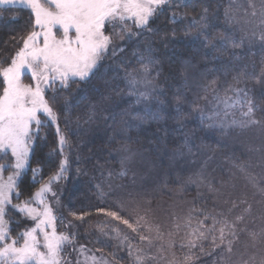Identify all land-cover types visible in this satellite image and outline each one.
<instances>
[{
    "label": "trees",
    "instance_id": "16d2710c",
    "mask_svg": "<svg viewBox=\"0 0 264 264\" xmlns=\"http://www.w3.org/2000/svg\"><path fill=\"white\" fill-rule=\"evenodd\" d=\"M253 2L259 13L263 5L258 0ZM204 9L207 32L210 39L216 38V48L206 47L203 38L197 37V29L188 27L189 21L198 18ZM226 9L228 0H180V6H164L145 28L129 26L134 33L130 38L122 41L114 36L115 55L110 48L86 80H72L67 87L47 91L45 98L58 115V126L68 145L61 154L57 124L47 123L40 129L34 138L29 167L19 179L21 195L16 201L28 199L47 183L67 157L68 171L53 184L54 192L60 191L53 214L63 217L62 221L57 219V231L75 233L77 244L99 250L116 264H131L136 255H146V243L140 240L143 231L132 232L105 214L110 210L119 213L112 188H124L129 182L120 174L123 147L151 158L164 151L191 147L198 153L232 160L230 153L239 154V148L228 145L224 132L208 126L200 110L204 117L217 98L234 96L237 88L244 89L251 98L253 117L259 121L253 131L264 132V44L255 45L246 38L237 20L227 24ZM240 15L236 13L235 19ZM33 23L34 17L27 9L0 8V68L7 67L23 47V37L33 30ZM113 31L119 33L120 29L109 27L106 33ZM223 35L237 42L243 38L241 47L220 46L218 40ZM148 56L155 63L146 75L140 61ZM133 77L138 81L135 86L130 83ZM144 83L149 85L145 91L136 89ZM33 169L38 170L35 179ZM161 196L163 193L156 205L161 209L171 206L173 200H162ZM196 201L198 220L203 219L205 211L216 210L207 199ZM72 212L83 215V221ZM9 215L19 222L11 225V236L31 226L19 213L11 211ZM98 226H103L108 236L102 235ZM113 228L119 229V236ZM124 236L129 239L121 243ZM98 238L103 243L96 242ZM209 257L203 253L197 259L200 262Z\"/></svg>",
    "mask_w": 264,
    "mask_h": 264
},
{
    "label": "snow or ice",
    "instance_id": "6c2138e0",
    "mask_svg": "<svg viewBox=\"0 0 264 264\" xmlns=\"http://www.w3.org/2000/svg\"><path fill=\"white\" fill-rule=\"evenodd\" d=\"M172 3L180 6V0H0V8L21 6L30 9L34 17L33 30L23 37V47L12 57L7 67L0 68V77H2L0 80V158L7 156L10 152L14 160L11 164L0 163V172L7 168L14 169L6 179L0 175V264H71L66 249L72 248L73 251H77L76 234L57 231L56 221L57 219L62 221L63 217L55 216L53 208L45 199V194L52 192V182L64 177L68 171L67 157L60 161L57 172L49 178L47 183L42 184L39 190L28 199L13 203V194L17 200L21 195L18 191V178L22 170L29 165V149L34 138L38 137L40 129L49 121L57 124L61 154L68 145V141L60 132L58 115L49 100L45 98V93L49 87L54 89L57 82L59 86L67 87L73 78L86 80L99 67L110 48L115 55L117 49L113 44L114 36H119V39L123 41L134 35L128 27L129 21L138 29L145 28L164 6ZM230 8L224 13L227 24L235 20ZM206 13L207 9H204L198 18L193 17L188 27L197 29V37L203 38L206 47L216 48V38L210 39L207 32ZM252 15L254 16L255 12ZM172 20L176 22L175 13L172 14ZM117 26L120 28L119 33L113 31L111 34H106L109 27L116 29ZM260 39L264 41V35H261ZM218 43L220 46L230 45L232 48H239L243 38L237 42L235 38L223 35ZM140 62L141 70L146 75L150 74L151 66L155 63L151 56L141 58ZM25 72L31 74L32 83L23 82L22 76ZM137 82L135 77L130 81L132 86H135ZM235 91L237 94L244 92L245 98L248 95L244 89L237 88ZM141 95L145 94L141 93ZM229 101L231 97H225L219 102L226 107L244 102L239 95L236 101L232 103ZM180 102V98H177V105ZM247 103L248 110L242 113L246 119L233 121L234 124L239 123L241 127L259 123L252 118L251 100ZM200 111L203 120L202 110ZM36 171L33 169L34 174ZM120 174L124 175L125 172L122 171ZM209 188L211 190V185ZM52 195L55 196V193L52 192ZM33 202L36 203V207L33 206ZM233 206L235 207V203ZM10 209L31 220L33 226L18 232L15 237L11 236V225L19 222L14 221L9 215ZM105 214L113 220H119L132 232L139 231L138 224L130 223L117 211L110 210ZM71 215L81 221L84 219L83 215L78 216L75 212ZM219 216L220 219H217L215 215L204 213L203 219L197 220V226L188 232L189 238L181 242L180 246L187 247L190 252V255L185 256L186 264L196 258L195 253L192 252L193 249L199 247L201 253L205 251L204 241H208L211 245V252L217 249L232 252L233 244L239 239L236 221L242 220V217H236L235 221L229 222L223 213ZM209 219L212 220L211 225L206 224ZM187 224L191 226V218ZM218 224L219 228H217ZM68 227H71V224ZM98 228L102 235L108 236L103 226ZM112 231L119 236L118 228H113ZM251 235L254 239L255 234ZM21 239L23 243H20ZM128 239L124 236L121 243ZM140 240L151 243V240L144 235L140 236ZM96 242L103 243L99 238ZM84 249V245L79 246V252L82 253ZM132 251L129 244V255ZM88 259L93 264H108L103 257L95 255L86 258L85 264ZM146 259H154V257L136 255L135 264H146ZM76 264H80V261L77 260Z\"/></svg>",
    "mask_w": 264,
    "mask_h": 264
},
{
    "label": "rangeland",
    "instance_id": "374dc122",
    "mask_svg": "<svg viewBox=\"0 0 264 264\" xmlns=\"http://www.w3.org/2000/svg\"><path fill=\"white\" fill-rule=\"evenodd\" d=\"M263 1L258 0L263 7L257 13L253 0H228V9L231 5L230 10L233 15L241 13L234 22L237 20L239 26L245 30V37L253 40L255 45L264 44V41L260 39L261 35H264ZM250 4L251 6H249ZM12 7L23 8L21 6ZM27 10L30 11V9ZM253 12H255L254 16ZM129 26L138 29L131 21L128 22ZM116 29H120L119 26ZM22 80L24 83H32L31 74L25 72ZM72 80L79 79L73 78ZM58 86L59 82L55 88L57 89ZM148 87L149 85L144 83L136 89L145 91V88ZM55 88L49 87L47 91L55 90ZM233 95L228 96L231 97L229 103L236 101L238 95L244 102L226 107L219 102L225 97H220L216 99L211 110L204 115L208 126L211 125V128L221 130L227 135L229 146L239 148V154L230 153L232 160L218 157L216 154L198 153L191 147H186L184 150L164 151L156 154L155 158L123 147L122 171L125 174L122 176L128 177L129 182L128 185L125 184L124 188L120 185L112 188L114 200H117L114 203L119 213L128 217L134 225L138 224L144 236L151 240V243L147 240L144 241L147 248L145 256L154 257V259H146V264H186L185 256L190 255V252L187 247L180 245L182 241L189 238L188 232L191 228L197 226L196 216L199 211L195 208L196 200L204 199L211 202L210 206L216 207V210L210 209L205 213L215 215L217 219H220V213H223L229 222L235 221L236 217H242V220L236 221L239 239L233 244L231 253L222 249L211 252V245L208 241H204L203 246L206 249L203 253H208L210 257L199 262L197 258L203 253L197 247L192 250L196 258L188 264H262L264 261V132L253 131L259 123L247 127L233 123L234 120L246 119L242 113L248 110L247 101L251 100L248 95L245 98L244 94H237L236 91ZM41 118L45 119L43 116ZM252 118L255 119L253 113ZM32 146L29 152H31ZM241 149H243L242 152ZM13 162L10 152L7 156L0 158V163L11 164ZM28 167L29 165L22 170L21 176ZM13 171L14 169L7 168L0 172V175L6 179ZM37 173L38 170L34 175ZM55 182L53 181L51 185L52 192H54L53 184ZM158 184H160L159 187H157ZM209 185H211V190ZM52 192L46 193L45 199L51 207L56 209L60 191L54 192L55 196L52 195ZM162 193V200H173L171 206L166 209H161L156 205V200ZM14 197L15 194H13V203L21 202L16 201L17 199ZM233 203H235V207ZM33 206H37L35 202H33ZM11 211L16 212L10 209L9 212ZM190 218L192 224L189 227L187 221ZM26 221L31 224L30 227L33 226L31 220L26 219ZM208 221L207 225H211L212 220ZM57 226L56 221V229ZM219 226L218 224L217 228ZM240 229H244V231H240ZM251 234H255L254 239ZM20 243H23L22 239ZM75 244L77 251H73L72 248L66 249L71 264H76L77 260L80 261V264H85L86 258L93 255L103 257V260H106L108 264H116L98 251L85 248L81 253L79 252L80 244H77L76 240ZM198 253L201 254L198 255ZM211 253L214 254L213 258H211ZM87 264H93V262L88 259ZM131 264H135V262L132 261Z\"/></svg>",
    "mask_w": 264,
    "mask_h": 264
}]
</instances>
